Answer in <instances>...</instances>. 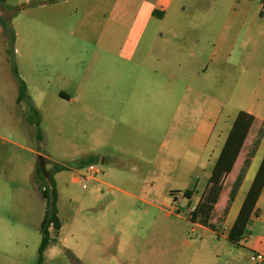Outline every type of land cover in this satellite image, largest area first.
<instances>
[{
	"label": "rangeland",
	"instance_id": "obj_1",
	"mask_svg": "<svg viewBox=\"0 0 264 264\" xmlns=\"http://www.w3.org/2000/svg\"><path fill=\"white\" fill-rule=\"evenodd\" d=\"M47 1L0 2L1 18L15 31V63L40 113L42 135L39 141L26 121V104H16L18 84L7 46H0V264H111L115 247L101 248L104 261L92 250L116 224L126 236L122 249L159 251L163 264H250L247 243L227 238L228 224L202 226L189 210L211 180L225 183L215 178V165L238 113L264 117V0H177L164 21L147 27L131 62L119 55L121 39L113 43L115 35L93 28L94 19L87 20L89 31L80 27L73 2L50 12L40 7ZM124 89L142 93L130 99L125 115L137 129L129 135L118 131L112 107L113 91ZM149 90L163 93L154 98L163 110L146 111ZM63 92L71 100L62 99ZM263 154L264 140L260 161ZM90 157L100 172L93 176L111 186L76 181L84 169L77 164ZM42 159L50 174L57 166L66 169L54 173L63 227L40 261L45 201L34 172ZM135 169L148 182L130 199L117 191V178ZM139 216L144 229L136 230L132 221ZM262 226L249 223L251 241ZM91 229L87 245L81 236Z\"/></svg>",
	"mask_w": 264,
	"mask_h": 264
},
{
	"label": "crops",
	"instance_id": "obj_2",
	"mask_svg": "<svg viewBox=\"0 0 264 264\" xmlns=\"http://www.w3.org/2000/svg\"><path fill=\"white\" fill-rule=\"evenodd\" d=\"M70 2H73V4H75L74 9L76 12L80 11V16H81L80 27L86 28V31H89L91 28L86 27L87 26L86 24H88L87 20L94 19L90 22L92 27L101 28L100 31H102L103 34L107 33L109 35L110 34L115 35L113 39V43L114 41L121 39L119 41V44L117 45L119 49V55L123 60L131 62L133 61L134 56L138 52L142 37L146 32L147 27L150 25V23L153 20L164 21L167 18V16L171 14L172 8L177 3V0H48L47 2H41L40 7L50 8L53 6H57L59 3L68 5ZM52 10L53 8L52 9L50 8V12H52ZM156 12L157 14H155ZM260 16L264 20V6ZM100 18H104L105 22L98 21V19ZM159 33L162 34L161 31ZM0 46H5V47L7 46L5 50L8 53V45L4 39L3 29L1 25H0ZM154 73L156 75L160 74L158 71H154ZM137 94H140L141 96L142 93L125 90V89L113 91V97H112L113 112L116 113V115H118V118L120 119L118 131H121L122 133L125 132V134L128 135L131 134V131L137 130L135 127H131L130 125H128L125 116L127 115V113H130L131 111V107L129 105L130 99L138 97ZM143 97L144 99L148 100L147 105H145L144 108L149 113L154 110H160V111L163 110V108L160 107L162 100H159L160 102L154 101V98L162 99L163 97L162 92L149 90L143 93ZM17 98H18V94L15 99L16 104L18 105L25 104V103H21V104L18 103ZM61 98L64 100H71L69 95L64 92L61 94ZM154 104H159V106H157L156 108ZM133 110L137 111V108L132 109V111ZM245 112L256 118L257 121L256 127H259L260 124L264 122V117L259 112H255L254 110H248ZM25 115L24 117L28 122L27 112L25 113ZM138 132L139 134H142L140 130H138ZM254 139H255V134L251 133L248 139L246 140L244 147L234 164L233 170L230 173H226L220 170H215V174H214L215 178L217 176V178L222 180V178L225 177V183H216L215 184L216 187L212 189V184H214V182L216 181L211 180V183L209 182L203 197L199 201L197 212L194 215L196 218H198L199 222L202 223V226H207L210 223L212 226L220 225L225 227V225L228 224L229 227H228L227 238L229 239L231 244L234 243L230 240L229 234L237 220V217L243 206L247 193L251 188V185L258 172L260 164L264 158V154H263L261 161L258 159L259 153L261 152L262 149L264 135L261 138L260 143L256 148L254 154L250 158V165L244 176L243 182L234 200L231 202H229V192H230L229 183L235 181L237 175L239 174L240 169L246 157L251 152V147L253 145ZM221 150L219 152L218 158L220 156ZM93 180L95 182H99L107 186H111L105 183L101 179L97 178ZM117 182L121 186L116 188L118 192H120L121 194H123V196H126L130 199H137L138 198L137 193L145 189V185L147 184L148 181L146 179L145 173L139 172L138 170L135 169L132 172H121L118 175ZM245 188H247L246 196L237 205V203L239 202V196L241 195L242 191ZM145 201L151 208H154L156 210L161 209V207L158 204H153L151 202H148L147 200ZM254 220H257L263 224L260 233L252 241H251V235L250 234L246 235L245 233L243 235L241 242L244 241L247 243L246 249L249 252L264 251V190L258 199L254 213L250 219V222L251 221L254 222ZM142 222H144L143 218L139 216L138 218H136V221L134 223L132 221V224L134 225L136 230L139 228L144 229L142 227ZM124 229L126 230L127 227H125ZM118 231H119V225L116 224V226L112 228V233H109L108 235L105 234L103 235L102 247L96 245L95 246L96 250L95 249L92 250V254L93 255L96 254L97 255L96 257L100 261H104V259L102 258L103 255L100 256V254L102 253L101 248L105 246L106 247L112 246L113 248L115 247V251L110 255V259L108 260V263L163 264V261L161 259L159 260V257L161 258V254H162L159 251L138 252L136 250L125 251L124 249H122V244L125 243L126 236H121L118 233ZM93 233H95L93 229L87 231V233H84L81 236L82 242L84 243L87 242V245H90L89 241H92ZM136 238L138 239L141 238L142 240L150 239L149 236H138V235H136Z\"/></svg>",
	"mask_w": 264,
	"mask_h": 264
},
{
	"label": "trees",
	"instance_id": "obj_3",
	"mask_svg": "<svg viewBox=\"0 0 264 264\" xmlns=\"http://www.w3.org/2000/svg\"><path fill=\"white\" fill-rule=\"evenodd\" d=\"M7 0H0L2 3H6ZM157 14V12L155 13ZM263 14V13H262ZM0 25L2 26L4 35L7 39L8 45V55L12 67L13 77L18 84V103H25L27 106V120L30 124L34 125L37 130V138L41 140L42 135L40 133L41 117L39 111L36 109L31 101L30 96L27 92V85L25 81L20 77L17 65L15 63V41L16 35L9 20H5L0 17ZM256 118L245 111H240L233 123V126L229 132V135L225 141V144L221 150L220 156L216 162L215 170H220L226 173H230L234 164L240 155L246 140L251 133L255 134V139L251 147V152L246 157L239 174L237 175L235 181L229 183V202L233 201L242 182L247 169L250 165V158L254 154L256 148L258 147L261 138L264 135V122L256 127ZM92 158L80 161L78 167H87L91 165ZM65 166H57L56 171L61 172L65 170ZM54 173L50 174L46 165H44V159H42L36 167L34 172V181L37 185L40 195L45 201V213L43 220L40 225V232L42 236L41 245L39 248V260H43V256L48 247L55 242L56 237L62 228V221L59 217V209L57 206L58 202V191L56 182L54 179ZM216 187L212 184V189ZM264 190V158L260 164L258 172L254 178L250 190L247 193L243 206L237 217V220L229 234V238L233 243H239L243 235L246 232L247 226L250 223V219L254 213L256 204L260 195ZM186 196L191 197V192L187 191ZM54 234V235H53Z\"/></svg>",
	"mask_w": 264,
	"mask_h": 264
},
{
	"label": "built area",
	"instance_id": "obj_4",
	"mask_svg": "<svg viewBox=\"0 0 264 264\" xmlns=\"http://www.w3.org/2000/svg\"><path fill=\"white\" fill-rule=\"evenodd\" d=\"M100 172L94 165H89L84 169L78 170V176L76 178V181H86V179H97L93 175H97ZM84 188H86V184L83 185ZM197 212V208L192 207L189 210V213L194 216ZM246 239V238H245ZM250 264H264V251H254L252 252L250 256Z\"/></svg>",
	"mask_w": 264,
	"mask_h": 264
}]
</instances>
